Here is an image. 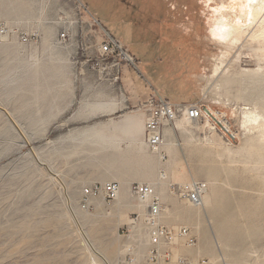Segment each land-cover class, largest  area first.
I'll return each instance as SVG.
<instances>
[{
    "label": "rangeland",
    "instance_id": "obj_1",
    "mask_svg": "<svg viewBox=\"0 0 264 264\" xmlns=\"http://www.w3.org/2000/svg\"><path fill=\"white\" fill-rule=\"evenodd\" d=\"M244 2L0 0V27L37 36L0 37V264H264V44L245 34L223 48L209 29ZM103 30L135 61L117 82L80 51ZM150 99L202 110L163 127L164 162L120 126L144 121ZM112 181L128 182L113 202L83 193ZM191 181L207 187L203 209L171 193ZM133 183L153 185L160 225L189 229L195 247L176 240L151 259Z\"/></svg>",
    "mask_w": 264,
    "mask_h": 264
},
{
    "label": "built area",
    "instance_id": "obj_2",
    "mask_svg": "<svg viewBox=\"0 0 264 264\" xmlns=\"http://www.w3.org/2000/svg\"><path fill=\"white\" fill-rule=\"evenodd\" d=\"M0 37L8 39L9 37L18 38L21 43L26 44L37 38L36 35H26L17 29H8L6 26L0 27ZM59 42L69 40L66 33H61L58 36ZM92 49L95 66L101 67L99 73L104 74L108 81L117 82L121 74L123 66L132 67L136 70L135 61L130 55L126 45L117 39L111 38L108 33L103 30L102 37L98 43L93 46L87 44L82 39L80 51L82 54H89ZM89 62V61H88ZM145 108L146 118L144 123V142L146 147L155 153L160 162L166 160V155L162 151L164 144L163 127L171 125L179 117H184L190 123H197L202 117V110L197 105H177L170 104L165 100L158 99L154 103L150 99ZM171 193L178 197L193 208H200L203 205V198L206 194L207 187L205 183L199 181H191L183 185H171ZM100 192L106 202H113L117 199L120 193V186L117 182H108L100 188L94 187L85 189L83 193L88 196H93ZM132 193L139 203L144 205L146 216V226L148 230V238L152 250L150 257L155 260L159 257L157 253L158 247L161 245H176L174 241L181 240L188 248L195 247L197 240L187 228H179L175 237L173 234L160 225L159 219L162 212L161 203L156 196L155 189L150 184H135L132 187ZM138 216H135L130 225H136ZM164 257H170L165 255ZM178 264H184L183 260L178 259Z\"/></svg>",
    "mask_w": 264,
    "mask_h": 264
},
{
    "label": "bare ground",
    "instance_id": "obj_3",
    "mask_svg": "<svg viewBox=\"0 0 264 264\" xmlns=\"http://www.w3.org/2000/svg\"><path fill=\"white\" fill-rule=\"evenodd\" d=\"M231 1H233V0H231ZM240 4H241V2H240ZM234 5H236V4H234ZM225 6L226 5H224V7ZM231 6L233 8V5H231ZM228 8H230V7H228ZM233 9H231L232 12H233ZM239 9H240V11H239L240 13H238V14L235 12L224 13V14L220 15V17H219L220 20H217V21L214 20L216 22H213V26L211 25L212 28L211 27L209 28L210 34H212V37L218 42V44H220L223 48H227V49H230L233 45L237 44L243 38V36H245V34H247L249 36V38H250L249 41L255 42L254 45H256V44L259 46H260V44L263 45L264 44V14H263L264 0H250V1L245 0L244 4L242 6H239ZM219 12H221V10H219ZM240 19H242L244 22L241 23ZM252 25L254 27H252V29L250 31L249 28ZM262 48H264V47H262ZM218 64H220V65H218L214 68L213 74H216L218 72L219 68H221L220 66L223 64L222 59L219 60ZM122 121H124V122L120 126L122 128L126 127L125 134L128 135V137H130L132 139L133 137H139L141 135L142 128H143V120H142L140 114L138 116L128 117ZM186 122L190 123L188 120H186ZM115 127H117V125ZM177 128H181V125L178 124ZM93 130L94 129H92V132H94ZM101 131H102V129H101ZM87 134H85V135H87ZM90 135H92V134H90ZM96 137H99L100 139L106 140L112 144H119L121 142L117 139L118 136H111V135L108 136V135H104V134L99 133L98 136H96ZM85 138H86V136H85ZM124 138L126 139V137H124ZM142 145H143L142 143H139V148ZM199 209H203V207L201 206Z\"/></svg>",
    "mask_w": 264,
    "mask_h": 264
},
{
    "label": "crops",
    "instance_id": "obj_4",
    "mask_svg": "<svg viewBox=\"0 0 264 264\" xmlns=\"http://www.w3.org/2000/svg\"><path fill=\"white\" fill-rule=\"evenodd\" d=\"M139 90V86L138 87H135V88H133V90L131 89L130 90V93H131V97L129 98V105H135V104H137V102L140 100L139 98H140V96L138 95V91ZM145 113V112H144ZM140 116H141V118H142V120L144 119V115L143 114H140ZM144 123H145V120L143 121V128H144ZM142 128V132H143V134H144V129ZM111 133H114V132H111ZM123 133V132H122ZM125 133V132H124ZM115 134H120V132H115ZM141 135H142V133H141ZM141 135L139 136V137H133L131 140H133L132 142L134 143V145L136 146V145H138L139 146V143H142L141 142ZM137 138V139H136ZM139 142V143H138ZM124 183V184H123ZM134 184V183H133ZM132 184V185H133ZM135 184H143V183H135ZM134 184V185H135ZM121 185H128V182H121V184H120V186ZM207 193V192H206Z\"/></svg>",
    "mask_w": 264,
    "mask_h": 264
},
{
    "label": "water",
    "instance_id": "obj_5",
    "mask_svg": "<svg viewBox=\"0 0 264 264\" xmlns=\"http://www.w3.org/2000/svg\"><path fill=\"white\" fill-rule=\"evenodd\" d=\"M223 129V128H222ZM224 130V129H223Z\"/></svg>",
    "mask_w": 264,
    "mask_h": 264
}]
</instances>
